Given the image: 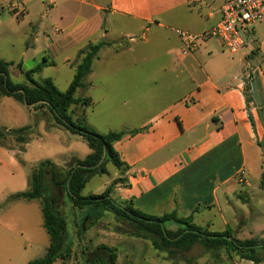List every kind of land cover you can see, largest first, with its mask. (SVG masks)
Instances as JSON below:
<instances>
[{
    "label": "crops",
    "instance_id": "1",
    "mask_svg": "<svg viewBox=\"0 0 264 264\" xmlns=\"http://www.w3.org/2000/svg\"><path fill=\"white\" fill-rule=\"evenodd\" d=\"M226 1L0 0V60L12 64V82L20 81L16 65L22 69L30 62L73 67L74 75L83 56L80 51L98 43L105 45L77 91L103 85L109 97L111 82H133V91L119 108L146 115L137 125L123 122L113 131L125 132L113 143L125 169L106 164L111 165L109 175L91 177L106 179L84 196L100 195L114 180L122 179V184L111 187L110 197L117 203L130 202L144 214L160 216L175 210L179 217L192 215L193 223L212 232H222L239 221L245 224L242 216L236 223L240 214L232 200L237 197L252 208L246 191L236 193L235 178L248 162L257 163L258 174L264 170V22L252 26L244 47L235 54L210 39L181 57V42L175 34L176 29L196 34L208 31L219 22L220 7ZM149 45L159 48L161 55L136 56ZM153 64L161 73L159 78L147 73ZM16 73L19 76L14 79ZM140 83L160 84L163 89L143 93L136 90ZM83 99L88 103L70 107L72 119L82 118L100 134L110 132L86 120L94 103L91 97ZM25 107L12 97H0V127L33 126ZM40 111L50 119H46L47 131L42 123L34 126L23 152L0 146V264H27L42 258L49 243L40 201L1 206L5 199L26 191L28 177L39 162L69 166L90 154L82 137L56 125L46 108ZM243 188L251 187L247 183ZM67 205L78 221L83 210L72 209L68 200ZM214 218L219 222L215 228ZM89 219L83 229L88 245L115 248L117 264H173L148 242L116 235L117 222L107 212ZM236 264L253 263L239 260Z\"/></svg>",
    "mask_w": 264,
    "mask_h": 264
},
{
    "label": "trees",
    "instance_id": "2",
    "mask_svg": "<svg viewBox=\"0 0 264 264\" xmlns=\"http://www.w3.org/2000/svg\"><path fill=\"white\" fill-rule=\"evenodd\" d=\"M104 45V43L88 45L80 51L82 59L75 67L73 78L64 92L58 91L49 79H45L41 84L32 79L33 74L39 72L45 63L38 64L28 71H23L21 65L17 64L16 67L24 80L21 83H14L9 76L12 64L0 60V97H12L37 111L46 108L56 125L70 134L82 137L90 150V154L83 160H75L70 166H57L49 160L39 162L28 177L26 191L10 195L2 203L1 206L14 201H40L43 226L49 243L42 258L31 260L27 264H53L56 260L66 264L65 260L70 257V249L67 246L68 222L53 207L46 187L48 184L51 188L64 191L72 209L85 211L82 219L72 221L77 235L83 231V222L88 218L100 217L102 212H109L116 222L119 219L132 226V230L116 226L113 229L116 235L148 242L154 250L165 253L173 264H179V261L190 264L192 259L182 257L181 254L189 252L196 245L205 251L234 250L239 253V260H248L253 264L264 263L262 238L239 240L230 228L222 232H212L196 225L193 223L192 215L179 217L173 210L160 216H153L137 210L130 202L113 201L110 197L111 187L122 182V179L114 180L100 195H82V190L91 177L106 173V164L110 163L118 171L125 169L113 149V143L120 140L125 132L110 131L100 134L83 121H74L69 113L72 105L88 103V99H76L74 94L77 89L83 87V79L90 71L91 62ZM246 101H249L247 94ZM33 129V126L19 129L0 127V146L10 147L7 142L12 140L19 145L18 151L23 152ZM134 133L136 131H130V134ZM262 165L264 168V160ZM259 183L264 187V170ZM90 251L93 256L91 264H117L115 248L98 245Z\"/></svg>",
    "mask_w": 264,
    "mask_h": 264
},
{
    "label": "rangeland",
    "instance_id": "3",
    "mask_svg": "<svg viewBox=\"0 0 264 264\" xmlns=\"http://www.w3.org/2000/svg\"><path fill=\"white\" fill-rule=\"evenodd\" d=\"M134 39L137 41L140 40L139 38ZM160 55L161 50L151 45L145 47L141 52H138L136 54V56H143L147 58L158 57ZM37 65L32 62L24 63L22 65V70L28 71V69H32ZM149 67L153 70H149L147 71V73L151 74L153 78H159L158 76H160L161 73L156 70L157 65L153 64ZM41 70L42 71L40 73L35 74L34 77H32L35 82L41 84L45 79H49L58 91L64 92L65 90H67L73 77V67L57 64L51 67H44ZM12 75L14 79L19 76L18 73ZM19 77V83L23 82V75L21 74ZM131 83L133 82H111L109 85V92L111 93L109 97L105 96L108 89L105 90L104 86L100 85L89 90L80 89L76 91V93L74 94V98L82 100L84 97H91L94 104L93 106L88 107L86 120L94 123L96 127L102 131H115V129H118L119 125L123 122L130 123L131 125H137L145 118L146 113H129L127 112L126 108H119V104L122 99L126 98L133 91V84ZM137 85L138 86L136 90H140L143 93L146 90L147 93H149L151 89L153 90V92H160L163 89L160 84H158V87H156V84H153V86L151 87L145 86V83H140ZM114 105L116 106L115 108H113ZM24 110L28 112L27 114L29 125H33L34 127L39 123H42V125L45 126L44 130L47 129L46 119L48 120V122H50L48 114L42 113V111L39 110H34L27 106ZM80 121H83L82 118H80ZM34 133L39 134V132L37 131H35ZM55 133V131H52L51 134L55 135ZM40 137L42 136L39 134L38 138ZM7 143L11 147H19V145L15 142H12V140L8 141ZM84 146L86 145L84 144ZM106 168L107 171L105 173V176H108V173H110L108 171V168H111V165H108ZM244 171L246 177L240 178V181L239 175L237 174L235 179L238 185L235 184L234 186L236 188V193H238L239 191H246L248 198L250 199V206L252 208H249L246 204H243V200L237 197L234 198L232 200V204L237 209L238 214H240L239 217L236 218V223L241 219L240 216H242L245 220V224L239 225V221L234 226L231 224L229 225V227L233 231L235 237L239 240L249 238L264 239V187H261L259 183L261 175L258 174L259 169L257 163L253 161L248 162ZM105 179L106 178L104 176L91 178L86 184L85 189L83 190V195L89 193L97 184H100V182H103V180ZM122 183L123 181H120L116 183V185ZM247 183L251 188H243V186H246ZM46 187L48 189L49 195L51 196L53 207L55 208L57 213L65 217L67 222L69 223L67 227V246L70 249V257L65 260V263L91 264L93 256L90 250L93 249V247H90L88 245L86 237L84 236V231H82L80 235L76 234V227H74L72 223L73 217H75V215L68 209L67 199L64 191H62L61 189L51 188L49 184ZM34 202L37 203L38 200H34ZM84 213L85 211H83V214ZM107 215L112 216L109 212H107ZM112 218L114 219L113 216ZM80 219L82 218H79V220ZM87 220L89 221L91 219L88 218ZM212 222L214 223V228L219 224L218 220L215 218L212 220ZM87 225L88 223L86 224L84 222L82 225V230L88 227ZM118 225L122 229L126 228L128 230H132L131 224L123 220L118 219L116 226ZM239 230L241 232H239ZM181 256L191 258L192 262L190 264H236L237 261H239V253L234 250L228 251L225 249H221L217 251H205L202 247L197 245L192 247L189 252L181 254ZM179 264L184 263H182V261H179Z\"/></svg>",
    "mask_w": 264,
    "mask_h": 264
},
{
    "label": "built area",
    "instance_id": "4",
    "mask_svg": "<svg viewBox=\"0 0 264 264\" xmlns=\"http://www.w3.org/2000/svg\"><path fill=\"white\" fill-rule=\"evenodd\" d=\"M264 22V0H227L220 7V20L206 32L196 34L176 29L181 42L179 55H191L201 42L216 39L230 54L239 52L245 45V37L252 26ZM246 177L245 171L238 173ZM241 181V180H240Z\"/></svg>",
    "mask_w": 264,
    "mask_h": 264
}]
</instances>
